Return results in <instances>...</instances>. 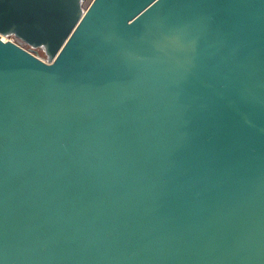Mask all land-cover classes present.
I'll list each match as a JSON object with an SVG mask.
<instances>
[{
  "label": "water",
  "instance_id": "water-1",
  "mask_svg": "<svg viewBox=\"0 0 264 264\" xmlns=\"http://www.w3.org/2000/svg\"><path fill=\"white\" fill-rule=\"evenodd\" d=\"M90 1L0 0V264H264V0Z\"/></svg>",
  "mask_w": 264,
  "mask_h": 264
},
{
  "label": "built area",
  "instance_id": "built-area-1",
  "mask_svg": "<svg viewBox=\"0 0 264 264\" xmlns=\"http://www.w3.org/2000/svg\"><path fill=\"white\" fill-rule=\"evenodd\" d=\"M92 1V0H91ZM90 1V2H91ZM90 2L88 3V5L90 4ZM5 40H12V41H15V38L14 37H12V36H8V37H5Z\"/></svg>",
  "mask_w": 264,
  "mask_h": 264
},
{
  "label": "rangeland",
  "instance_id": "rangeland-1",
  "mask_svg": "<svg viewBox=\"0 0 264 264\" xmlns=\"http://www.w3.org/2000/svg\"><path fill=\"white\" fill-rule=\"evenodd\" d=\"M39 56L45 59V56H44V54L42 53L41 50H39Z\"/></svg>",
  "mask_w": 264,
  "mask_h": 264
},
{
  "label": "trees",
  "instance_id": "trees-1",
  "mask_svg": "<svg viewBox=\"0 0 264 264\" xmlns=\"http://www.w3.org/2000/svg\"><path fill=\"white\" fill-rule=\"evenodd\" d=\"M41 51H42V50H41ZM42 53L44 54V56H46L45 53H44V51H42Z\"/></svg>",
  "mask_w": 264,
  "mask_h": 264
},
{
  "label": "bare ground",
  "instance_id": "bare-ground-1",
  "mask_svg": "<svg viewBox=\"0 0 264 264\" xmlns=\"http://www.w3.org/2000/svg\"><path fill=\"white\" fill-rule=\"evenodd\" d=\"M5 39V37H3Z\"/></svg>",
  "mask_w": 264,
  "mask_h": 264
}]
</instances>
